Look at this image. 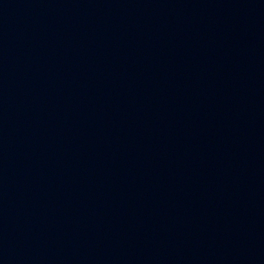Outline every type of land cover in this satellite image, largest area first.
Masks as SVG:
<instances>
[{
    "label": "water",
    "instance_id": "obj_1",
    "mask_svg": "<svg viewBox=\"0 0 264 264\" xmlns=\"http://www.w3.org/2000/svg\"><path fill=\"white\" fill-rule=\"evenodd\" d=\"M0 264H264V0H0Z\"/></svg>",
    "mask_w": 264,
    "mask_h": 264
}]
</instances>
